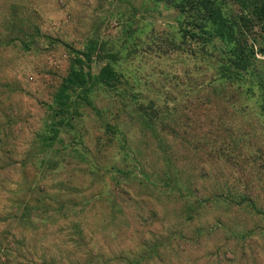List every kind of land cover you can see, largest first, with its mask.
<instances>
[{"label":"rangeland","instance_id":"obj_1","mask_svg":"<svg viewBox=\"0 0 264 264\" xmlns=\"http://www.w3.org/2000/svg\"><path fill=\"white\" fill-rule=\"evenodd\" d=\"M180 1L0 0V264H264L263 34L225 83Z\"/></svg>","mask_w":264,"mask_h":264},{"label":"trees","instance_id":"obj_2","mask_svg":"<svg viewBox=\"0 0 264 264\" xmlns=\"http://www.w3.org/2000/svg\"><path fill=\"white\" fill-rule=\"evenodd\" d=\"M235 1L239 4L242 15L232 19L228 24L224 21L220 0H181L177 7L183 16L184 26L181 27L183 37L200 41L203 44H210L217 40L224 46L222 56L225 63L217 69V73H220L218 80L225 83L239 81L241 74L248 71L254 57V49L247 42L246 32L250 30L249 26H253L255 21L263 34L261 41L264 45V0ZM259 51L264 52V46ZM114 80L112 69L108 66L94 78L91 75L84 76L73 72L64 82L56 99L62 102L63 99L68 98L67 91L82 89L84 94V97L81 98L82 102L88 104L98 114L99 111L87 100V95L90 92L87 86L113 87ZM62 106L58 111H55L56 116L64 114L66 108ZM251 208L256 214L264 215L254 204H251Z\"/></svg>","mask_w":264,"mask_h":264}]
</instances>
